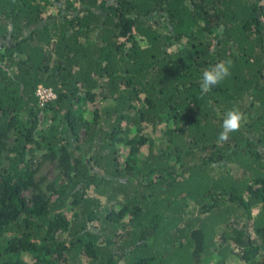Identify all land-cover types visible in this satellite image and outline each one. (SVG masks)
<instances>
[{"label":"trees","instance_id":"16d2710c","mask_svg":"<svg viewBox=\"0 0 264 264\" xmlns=\"http://www.w3.org/2000/svg\"><path fill=\"white\" fill-rule=\"evenodd\" d=\"M43 3L0 0V127L32 123L38 88L51 89L72 175L55 198L30 203L34 125L21 126L0 186V264L28 253L44 264H264V0H56L48 19ZM134 36L146 45L127 50ZM221 61L231 75L202 94V72ZM97 92L111 105L96 107L81 136L77 106ZM234 108L241 127L218 143ZM124 123L171 124L137 171L117 149L129 140ZM70 206L67 237H56Z\"/></svg>","mask_w":264,"mask_h":264},{"label":"rangeland","instance_id":"374dc122","mask_svg":"<svg viewBox=\"0 0 264 264\" xmlns=\"http://www.w3.org/2000/svg\"><path fill=\"white\" fill-rule=\"evenodd\" d=\"M56 0H48L47 13L45 18L51 17L52 13H56V8L53 3ZM74 2L75 0H64ZM48 23L53 20H47ZM46 22L43 23L45 25ZM133 41L139 42L141 46H145V41L140 39L138 36H134L131 41L127 43V50ZM95 96H89L84 94V102L77 106L79 110L77 116L78 131L80 135L85 134V123L91 122L95 115V109H102L105 106L111 105L108 102L100 101L98 92L94 93ZM245 106L251 111L250 116L254 113L251 110V102L247 101ZM35 120L30 123L27 118L22 116L18 117L14 123L8 129H2L0 127V186L3 183V178L8 174L12 173L15 167V148L19 142V129L21 126L30 127L34 125L33 134L27 144V157L26 162L31 168V176L33 184L27 189L23 190V196L30 202L34 201L35 198L49 199L56 197V191L62 189L70 181L72 173H70V157L68 152L65 150V144L60 143L58 139L65 136L68 131V124L65 113H60L55 107L54 102L48 103L44 107H40L35 111ZM164 125L162 127H153L142 123V131L138 132L136 127L133 125L123 124V127L130 128L129 140L126 143L118 144L120 160L123 167H127L132 171H137L141 168L142 163L147 158L151 151L154 154H159L164 148V135L163 132L170 127ZM55 142H59L58 145ZM26 163V164H27ZM260 189V186L256 187ZM1 193V189H0ZM95 199H98L101 203L102 209L105 208L107 200L105 197H98L92 195ZM114 204V203H112ZM107 204V206H112ZM115 211L119 214L126 212L125 217H129V210L125 209L124 204H114ZM256 211V210H255ZM254 211V212H255ZM76 213V208L70 206L62 216L55 220L53 235L59 238H66L68 230L70 228V222L73 220V216ZM99 225V224H97ZM219 244L222 243L221 237L217 239ZM260 243V242H259ZM222 246V244H221ZM239 250L236 251L238 253ZM88 260L87 257H83L84 263ZM216 256L204 260L203 264H216ZM19 264H44L36 255L28 253L24 254L19 258ZM14 260V264L18 262ZM229 264H244L239 257L231 256L228 260Z\"/></svg>","mask_w":264,"mask_h":264},{"label":"clouds","instance_id":"9594fccd","mask_svg":"<svg viewBox=\"0 0 264 264\" xmlns=\"http://www.w3.org/2000/svg\"><path fill=\"white\" fill-rule=\"evenodd\" d=\"M231 61H221L202 72L200 89L202 94L208 93L213 87L218 86L231 75ZM244 120V114L239 109H231L226 112L222 123V131L219 133L217 142H227L230 134L239 131ZM123 264V261H121Z\"/></svg>","mask_w":264,"mask_h":264},{"label":"built area","instance_id":"2783aa9c","mask_svg":"<svg viewBox=\"0 0 264 264\" xmlns=\"http://www.w3.org/2000/svg\"><path fill=\"white\" fill-rule=\"evenodd\" d=\"M37 97L40 107L46 106L48 103L56 100V95L51 89L40 86L37 90Z\"/></svg>","mask_w":264,"mask_h":264}]
</instances>
